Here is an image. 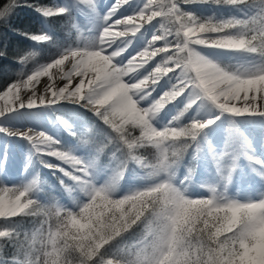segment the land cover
Here are the masks:
<instances>
[{
  "label": "rangeland",
  "instance_id": "obj_1",
  "mask_svg": "<svg viewBox=\"0 0 264 264\" xmlns=\"http://www.w3.org/2000/svg\"><path fill=\"white\" fill-rule=\"evenodd\" d=\"M52 1V6L41 7L36 11L42 33L28 37V47L23 57L16 60L12 59L10 62V67L13 68L12 71H10L9 65H7V76L10 74L9 77L14 79L13 83L26 81L27 77L33 72L46 67L71 50H98L100 47L99 41L104 29L103 14L104 9H106V4H103L102 0ZM134 1L143 8H146L148 3V0ZM154 2L164 8L172 2H176L181 11L194 15L201 22L223 23L230 20L245 21L264 14V5L260 4H218L214 0H207L206 3H184V0H154ZM15 8L7 16L6 21H0V41L7 36V33L4 31L8 32V30L3 28L5 26L9 27L8 20L16 12ZM56 9H65L66 14L49 17L40 11ZM125 15L126 13L123 14V16ZM164 26L174 32L179 27V24L172 18L165 20L163 17H157L138 31L139 40L144 44H148L155 37L163 35ZM82 32L85 33L80 42L79 38ZM233 34H235V30H233ZM41 35H47L50 39L46 42H38L30 38ZM23 38L25 39V37ZM169 41L174 44L175 36L169 37ZM61 42L69 44V46L65 45L61 47L63 45L60 44ZM165 46H169L168 43L160 40L159 44L155 47ZM192 47L200 53L197 45H193ZM47 48H53L54 51L45 52ZM131 49V45L125 47V44L122 43L115 49L107 51L106 54L119 52L120 55L114 58L113 63L117 67L123 68L127 66L128 55ZM56 53L55 58L53 57L50 61H45L46 58L52 57ZM239 54L241 53L239 52ZM242 54L247 55L248 59H250L247 62L248 64L237 59V53L215 51L212 53L206 52L203 56L220 67L227 68L233 72H242L246 69L264 66V58L258 54L247 52H243ZM171 55L172 53L160 54L149 60L145 67L142 68V74H149L156 67L162 66ZM123 79L126 82H130L129 76H125ZM178 82L179 70L162 77L151 92V95L148 96L151 104L153 105L155 101L159 100L164 93L172 91ZM0 95H3V92ZM192 99V90L188 89L151 120L153 127L158 131H163L169 127L184 128L194 121L206 122L209 119L215 120V123L204 129L194 142L191 139L184 141V143L190 144L191 147L188 148L181 166L178 169H172L173 172L177 173L172 183L176 187L181 188V190L187 188L186 195L192 199L211 198L210 189L215 188L220 192H225L229 199L238 203L260 202L262 198H260L259 193H253L259 198L256 200L251 198L252 200H249L248 197H250L251 191L244 188L241 189L235 181L231 180L227 171H230L234 166L232 159L223 157L221 154L218 157L224 162L218 166L212 163L211 157L204 150L202 151L203 157L199 156L198 153L202 149L201 141L206 137V132L215 130L217 134L236 135V139L240 134H243L242 125L239 121L241 116L237 117L230 113H224L206 99H198L195 103L196 105L192 104ZM199 101L202 102L197 106ZM257 102L264 103V101H260L259 99ZM241 103L242 101L237 102V106ZM189 104H192V106L185 112L184 110ZM200 110L201 112H205L201 117L197 116L201 114L199 113ZM181 112H184L183 116H180ZM177 117L180 118L176 119ZM14 118L19 120L20 125L16 126L19 129L26 126L28 124L27 120H30L35 130L46 131L45 133L48 137L57 141L56 144L51 146V150L69 153L70 155L77 154L88 166L87 182L89 184L86 187H80L74 179L69 175H65V172L60 170L64 169L75 175L69 164L48 155L45 151L38 152L33 147V144L23 137H7V135H4L0 131V189L23 190L31 186L28 198L35 201L42 209L48 210L53 208L55 210L58 208L73 213L79 212L81 207L90 200V196L86 193L90 192L92 188L106 186L124 168V162L128 161L126 146L116 139V134L111 128L91 110V106H86L84 102L75 103L70 100H64L56 105H45L41 110L36 112L20 113ZM126 127L135 136H139V129L132 128L131 125H127ZM101 149L103 150L101 151ZM135 153L148 164H158L163 159V154L151 145L136 149ZM254 158H256L255 160L262 161L257 156ZM5 159L7 160L6 164L3 163ZM250 171L257 172V168L251 167ZM146 175L145 169L137 166L134 162H128L124 179L120 182L115 198H123L136 191L146 190L167 179L164 175H161L157 179H147ZM243 176V173H239L237 179ZM34 181L35 184L33 185ZM256 189L254 191H258ZM0 195H3L5 200H12L15 193L14 191H8L7 193L0 192ZM24 199L27 198L25 197ZM45 199L47 202H53V207L41 201ZM31 208L32 206L15 217L0 218V222H2L0 231L12 232L14 236L19 234L21 239L26 235L32 236L36 240L38 247L40 246L41 233L45 240L50 237L52 240L59 242L61 238L55 235L56 230L51 228L53 225L47 223L45 226L43 222H46V220L43 222L39 220V217L43 218L46 215L42 214L39 217L26 215ZM55 220V224L58 225L59 222L56 218ZM60 227H63V225H60ZM52 248V244L49 243L48 250L51 251ZM16 255V245L11 241L6 242L2 253L3 259H0V264H14Z\"/></svg>",
  "mask_w": 264,
  "mask_h": 264
},
{
  "label": "clouds",
  "instance_id": "obj_2",
  "mask_svg": "<svg viewBox=\"0 0 264 264\" xmlns=\"http://www.w3.org/2000/svg\"><path fill=\"white\" fill-rule=\"evenodd\" d=\"M17 2L19 5V0ZM248 4L264 5V0H242L241 2V5ZM259 18L261 25H264V14ZM6 19L0 18V21H6ZM232 38L239 39L241 46L244 41L252 43L253 51L256 49L264 51V35L258 36L256 26L251 23L236 25L232 29ZM91 55L107 61L109 69L121 79L136 73L143 67L142 64L131 66L132 62L129 61L127 71L113 69L111 59L104 53L94 52ZM119 55L120 53L117 52L112 54L113 57ZM203 62L216 64L192 48V54L183 61L184 67L180 75L188 78L194 72L195 65ZM179 68L181 64L178 63L176 69ZM220 68L224 73L239 72ZM176 69L166 68L163 70V75L167 76L169 72H174ZM160 71L161 69L157 67L151 75L159 76ZM157 82L158 80L153 81V83ZM146 83L147 78L141 81V84ZM242 83L264 84V78ZM132 88L141 100L147 98L140 95L144 91L143 88L137 85H133ZM228 88L230 86L223 90L227 91ZM183 91L181 90V94ZM150 95L151 93H148V96ZM167 95L165 93V96ZM165 96L160 97L148 109L142 110L145 116L151 113V119L148 122L150 131L147 134L151 136L154 132L156 135L137 148L151 145L163 154L162 162L148 164L123 144L128 150V161L124 162V168L106 186L92 188L86 193L93 198L103 195L112 204L117 205L115 208L108 209L103 215L102 226L92 239L82 241L79 238L73 239L70 235L65 236L66 225L70 223L72 216L71 211L61 216L55 212L45 211L33 201L32 208L26 215L39 217L44 214L55 217L59 222L55 235L61 238L60 241H54L50 237L45 240L41 233L38 247L32 236L26 235L21 239L19 234L14 236L12 232L0 231V237H3L0 238V259H3L2 253L6 242L11 241L16 245L17 255L14 258V264H264V201L238 203L229 199L225 192L215 188L210 189L211 198L192 199L186 195L187 188L181 190L172 183L177 175L172 169H178L181 166L191 145L184 143L189 138L182 137L176 129H172L171 134L166 135L167 129L158 131L153 127L151 120L173 102L171 99L164 102ZM192 96V104H195L200 98L195 91ZM225 102H228V99ZM133 103L139 107L137 101L134 100ZM192 104L189 106L191 107ZM145 135V131H140L139 136H135L129 130V137L134 141ZM165 154L167 159L164 158ZM128 162H134L145 169L147 179H157L161 175L166 176L167 179L146 190L136 191L123 198H115L120 182L124 179ZM260 176L264 179V173ZM144 196L148 198L137 200V197ZM18 211H20L18 208L6 210L0 204V216L7 212L15 217ZM97 241L102 243L97 245ZM49 243L53 246L51 251L48 250ZM81 245L84 247L82 248ZM94 246V254L86 255L85 249ZM237 253L239 255H236Z\"/></svg>",
  "mask_w": 264,
  "mask_h": 264
},
{
  "label": "snow or ice",
  "instance_id": "obj_3",
  "mask_svg": "<svg viewBox=\"0 0 264 264\" xmlns=\"http://www.w3.org/2000/svg\"><path fill=\"white\" fill-rule=\"evenodd\" d=\"M195 2L206 3L207 0H184V3ZM214 2L218 4L227 3L231 5H241L242 0H214ZM126 3H128V0H117V4L114 6L112 13H110L106 19L110 20L112 14H114L122 4ZM16 6H18L17 0H8V3L0 9V18H7ZM40 11H42L45 16L49 17L66 14L65 9ZM157 17H163L165 20L172 18L179 24V27L173 32L164 26L163 35L155 37L148 50L142 51L138 56L129 60L132 62L131 66L142 64L143 67L141 68H144L148 61L152 60L157 55L172 53L162 66H158L161 69L159 76L151 75V73H153L152 71L145 77L147 78L146 84H141V81H144L145 78L134 83L126 82L124 79H121L118 75L114 74L113 70L109 69L107 61L91 55V53L94 52H102L106 57L111 59L113 69H123L124 71H127L129 62L126 67H117L113 63L115 57H113L112 54H105V46L110 47L111 43L116 39L135 35L144 24L151 23ZM248 23L256 26L258 36L264 35V25H261L259 16L245 21L230 20L223 23H213L211 21L201 22L194 15L181 11L176 2H172L164 8L155 4L154 0H148L145 10L140 12L137 16L113 21V23L105 27L102 36L100 37V47L98 50L75 49L65 53L46 67L33 72L27 77L26 81L10 85L3 92V95H0V100H8L9 97L18 99L21 84L32 85L34 82H37L41 76H47L49 80H52V70L60 69L66 61H70L72 66V71L65 73V78L68 79L69 83H71V78L73 76L80 77L74 89L70 90L67 85L59 89L55 88L53 85H49V88L45 89V95H34L27 104L21 102L16 105L9 102L7 107H0V117L4 116L6 113L16 111L18 108L33 109L42 105L56 104L62 100H70L75 103L84 102L86 106H91V110L111 128L116 134V139L127 145L130 151L135 152L138 147L146 144L148 140L155 137L156 133L153 132L151 136L147 134L150 131L148 122L151 119V113H148L145 116L142 111L145 109L137 107V104L133 103L134 100L138 102L140 96L136 95L132 86L137 85L138 87L143 88L144 91L141 92L140 95L148 96V93H151L159 83L160 79L164 77L163 70L166 68L176 69L178 63L181 64V68L176 69V71L179 70V82L174 86L172 91L166 92L168 94L167 96H165V93L162 95L165 96L164 102H167L169 99L174 101L181 95V90L186 91L191 89L192 93L195 91L200 99H207L224 113H230L237 117L246 115L264 117V103L257 102L258 99L264 101V96L261 95V93H264V84L253 83L249 85L242 83L243 81L264 78V66L255 69H246L242 72L224 73L216 64L203 62L195 65L194 72H192L188 78L180 75L184 67L183 61L187 60L192 54L193 45L244 51L251 54H258L260 57L264 58V51H261L260 49L253 51L252 43L244 41L243 46H241V41L239 39L232 38V29L236 25H246ZM118 26L119 30L114 31L113 29H116ZM207 33H212L214 35H202ZM173 35L175 36L174 44L169 41V37H172ZM30 38L37 40L38 42H46L50 39L47 35ZM160 40L166 41L169 46L155 47L154 45ZM85 61H87V63H85ZM90 69H95V71L90 72ZM89 73L92 74L91 77H89ZM155 80H158V82L153 83ZM227 86H230V88H228L227 91H224L223 89ZM134 97H137L138 99H134ZM226 99H228V102H225ZM241 101L242 103L237 106V102ZM188 108H190V106L185 108L184 111L187 112ZM183 115L184 112H181L180 116ZM179 118L180 117H177L176 119ZM214 123L215 120L209 119L206 122L194 121L192 124L184 128L169 127L166 128V135H170L171 130L176 129L177 133L182 137L186 136L195 141L204 129L210 127ZM127 125H131L132 128H137L139 131H145L146 135L139 140L134 141L129 137V129L126 127ZM0 131L6 130L0 129ZM30 131L31 130H29V132ZM22 135L33 144V147L36 148L38 152L41 151L42 145L47 149H51V146L57 143V141L52 140L44 133L31 135L29 133H24ZM240 135L242 141L241 147L244 150L243 155H245L249 161H253L254 157L251 155V145L242 134ZM102 150L103 149H101V151ZM47 154L69 164L74 172H79L82 175L88 174V166L81 160L71 156L69 153L51 150L48 151ZM164 158L167 159L166 154ZM254 162L264 166V161L257 159ZM3 163L6 164L7 160L5 159ZM49 167H51V165H49ZM60 170L64 171L65 175H69L72 179L79 181L80 178L78 176L72 175V173L64 169ZM34 184L35 181L33 182V185ZM8 191H14L15 195L14 199L8 202L7 209H20V211L17 212L18 215L32 206L33 200L28 198L31 186L23 190L7 188L0 189V192L7 193ZM25 197L27 199H24ZM147 198V196L137 197V200H146ZM261 201H264V199ZM0 204L6 208L5 197L3 195H0ZM115 207H117V205L112 204L103 195H98L96 198H93L90 195L89 202L83 205L79 212H71L72 216L70 217V223L66 225L67 232L65 233V236L70 235L73 239L79 238L82 241L92 239L102 226L103 215L106 214L108 209ZM45 211L55 212L61 216L67 215L69 212L58 208ZM2 216L14 217L7 212ZM100 243L102 242H96L97 245ZM81 247L83 248L84 245H81ZM94 252L95 246L85 249L86 255H92ZM236 255H239V253ZM234 258L235 257H233V259Z\"/></svg>",
  "mask_w": 264,
  "mask_h": 264
},
{
  "label": "bare ground",
  "instance_id": "obj_4",
  "mask_svg": "<svg viewBox=\"0 0 264 264\" xmlns=\"http://www.w3.org/2000/svg\"><path fill=\"white\" fill-rule=\"evenodd\" d=\"M103 4H106V9H104V28L107 27L109 24L113 23V21H117L124 18L134 17L137 16L140 12L144 11L145 8L142 6H139L135 3L134 0H128V3L122 4V6L119 7L117 11H115L114 14H112L111 19L108 20L106 17L112 13V10L114 6L117 4V0H102ZM123 16V14H125ZM123 16V17H121ZM147 24V23H146ZM144 24L143 26H145ZM104 30V29H103ZM114 31L119 30V26L116 29H113ZM141 30V29H140ZM139 30V31H140ZM85 32H82L80 35L79 41L81 42V38L83 37V34ZM103 33V31H102ZM138 32L135 35H129L127 37H122L119 39L114 40L111 43V46H105V54L107 51H110L112 49H115L117 46L121 45L122 43L125 44V47L128 45L132 46L131 52L129 53V60L132 58L138 56L139 53L142 51L148 50L149 46L152 44V41L148 42V44H144L141 42L138 38ZM205 36H211L214 35L212 33L202 34ZM102 36V34H101ZM79 42V43H80ZM159 44V42L157 43ZM156 44V45H157ZM154 45V46H156ZM197 48H199V52L201 55L206 54V52H215V51H221L224 53H237V59L242 61L243 63L249 62L248 56L245 54H242L244 51H238V50H225V49H216V48H210V47H204L201 45H197ZM117 50V49H116ZM239 52L241 54H239ZM248 64V63H247ZM71 62L66 61L63 66H61L60 69H53V79L49 80L47 76H41L37 82H34L32 85L27 84H21V88L19 91V98L15 99L14 97H9L8 100H0V107H7L8 103L11 102L13 104L18 105L19 103L23 102L25 104L28 103V101L34 96H41L45 95V89L49 88V85H53L55 88H63L66 85L69 87V89H74L78 80L80 77L73 76L71 78V83H69L68 79L65 78V73L71 72ZM91 71H95V69H90ZM145 71V70H144ZM176 74V73H175ZM91 73H89V77H91ZM148 74H142V68L139 69L136 73H131L129 75L130 82L134 83L137 82L140 79H143ZM262 96H264V93H261ZM135 99H138L135 97ZM64 101V100H62ZM60 101V102H62ZM60 102L56 103L59 104ZM202 101H199L197 103V106L201 104ZM56 104H48V105H56ZM196 105V104H195ZM45 105H42L37 108L28 109H17L16 111L6 113L4 116L0 117V127L1 129H5L6 131H2L4 135H7V137H23L22 134L29 133L31 134H37V133H44L46 136L47 134L42 130H35L32 127V123L30 120H27L28 124L24 126L22 129L17 128V125H20L18 122V119H15L14 117L16 115H19L20 113H26V112H32V111H39L41 110ZM138 106L142 109H147L150 106H152L150 102V98L147 96L146 99H138ZM199 110V109H198ZM200 115L197 116L201 117L205 114V112H201ZM240 124L242 125L243 130V137L247 139V141L250 143L252 152L251 155L253 157H259L262 161H264V117H258V116H241ZM8 119V120H6ZM10 119V120H9ZM199 120V119H198ZM222 120V119H221ZM222 122V121H221ZM225 122V121H224ZM221 124V123H220ZM14 127V128H13ZM46 128V127H45ZM48 128V127H47ZM29 130H31L29 132ZM50 130V129H49ZM242 132V131H241ZM13 133V134H8ZM19 133V134H17ZM205 135V134H204ZM206 137H204V140L201 141L202 149L199 150V156H202V151L204 150L206 154H208L211 157L212 163H215V165H221L222 162L219 155H223V157H229L232 159V162L234 163V166L230 169V171H227L231 180L241 188L245 189L247 188L248 191H251L250 197H248L249 200H256L259 197H256L253 193H259L260 198L264 199V179H261L260 174L264 173V166H261L254 162L256 158H254L253 161H249V159L243 155V149L241 147V135L236 139V135H225V134H217L215 130H211L209 132H206ZM26 139V138H25ZM29 141L28 139H26ZM30 142V141H29ZM31 143V142H30ZM41 151H51V149H47L45 146H41ZM204 153V152H203ZM71 156L75 157L76 159H80V157L77 154H72ZM203 157V156H202ZM205 160V159H204ZM82 161V160H81ZM83 162V161H82ZM84 163V162H83ZM85 164V163H84ZM86 165V164H85ZM224 165V164H223ZM225 166V165H224ZM257 168V172H251L250 168ZM239 173H243L244 176L242 178L237 179V176ZM75 176H78L80 179L75 180V182L80 187H86L89 183L88 180V174L82 175L79 172H74ZM257 188V189H256ZM254 189L258 191H254ZM247 191V193H248ZM252 198V199H251ZM10 200H5L6 204V210H7V204ZM5 217V216H0Z\"/></svg>",
  "mask_w": 264,
  "mask_h": 264
},
{
  "label": "trees",
  "instance_id": "obj_5",
  "mask_svg": "<svg viewBox=\"0 0 264 264\" xmlns=\"http://www.w3.org/2000/svg\"><path fill=\"white\" fill-rule=\"evenodd\" d=\"M7 3L8 0H0V9H2ZM52 5V0H19V6L15 8L16 12L14 11L15 13H13L8 20L9 27L5 26L3 28L8 30V32L3 30L5 33H7V36L5 39L0 41V93L4 92L14 80L12 77H9L10 74L7 76V65L10 67V62L12 59L16 60L23 57L25 50L28 47L27 40L29 36L42 33L41 24L39 23V20L36 16L37 9ZM23 37H25V39ZM60 44L63 43L61 42ZM65 45L69 46V44H63L61 47ZM51 50L54 51L53 48H47L45 52ZM56 55L57 53L52 57L50 56L51 58H46L45 61H50L53 57L55 58ZM12 70L13 68L10 67V71ZM41 201L46 205L48 204L53 207V202H47L46 199ZM50 209L53 210V208ZM39 220L41 222L46 220V222H43L45 226L48 223L53 225L51 226L52 229L57 230L58 225L55 224V217L46 215L43 218L39 217ZM1 224L2 222H0V227Z\"/></svg>",
  "mask_w": 264,
  "mask_h": 264
},
{
  "label": "water",
  "instance_id": "obj_6",
  "mask_svg": "<svg viewBox=\"0 0 264 264\" xmlns=\"http://www.w3.org/2000/svg\"><path fill=\"white\" fill-rule=\"evenodd\" d=\"M9 216H5V217H0V218H8Z\"/></svg>",
  "mask_w": 264,
  "mask_h": 264
}]
</instances>
